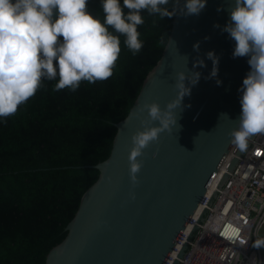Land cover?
<instances>
[{"label": "water", "instance_id": "95a60500", "mask_svg": "<svg viewBox=\"0 0 264 264\" xmlns=\"http://www.w3.org/2000/svg\"><path fill=\"white\" fill-rule=\"evenodd\" d=\"M232 6L234 0H207L199 15H175L160 61L147 75L129 115L115 126L109 156L85 166L99 171L98 180L83 196L66 239L49 252L46 264L166 263L234 146L229 134L238 128L239 89L250 66L247 56L233 58L235 41L223 31ZM210 51L219 58L215 77ZM181 71L199 72L200 78L196 84L185 81L190 94L176 110L179 130L162 132L143 150L134 187L129 177L131 137L143 130L142 120L148 116L139 109L152 102L164 109L176 98L175 78Z\"/></svg>", "mask_w": 264, "mask_h": 264}, {"label": "trees", "instance_id": "16d2710c", "mask_svg": "<svg viewBox=\"0 0 264 264\" xmlns=\"http://www.w3.org/2000/svg\"><path fill=\"white\" fill-rule=\"evenodd\" d=\"M88 9L102 19L101 0H88ZM142 15L143 48L133 55L120 35L110 78L82 81L76 91H54L59 77L45 80L14 115L0 117V264H46L66 239L100 174L85 166L107 159L115 126L129 115L169 40L175 15Z\"/></svg>", "mask_w": 264, "mask_h": 264}, {"label": "clouds", "instance_id": "9594fccd", "mask_svg": "<svg viewBox=\"0 0 264 264\" xmlns=\"http://www.w3.org/2000/svg\"><path fill=\"white\" fill-rule=\"evenodd\" d=\"M206 3L207 0H185L183 5L181 0H123L122 5L120 0H101V19L99 13L94 15L88 9V0H0V117L14 115L45 80L59 77L54 91H76L82 81L95 83L110 78L121 52L120 35L133 55L143 48L138 31V26L144 24L142 12L162 20L177 14L199 15ZM223 31L235 41L233 58L247 56L250 66L239 89L238 128L229 134L231 142L244 150L250 137L264 134V0H234L230 21ZM194 49L198 50V44ZM207 56L213 61L211 76L215 77L219 58L212 51ZM198 63L203 66L202 60ZM199 78V72H177L175 99L164 109L156 102L139 109L141 113L146 110L148 116L142 120L143 130L131 137L129 177L134 187L142 167L137 158L162 132L173 127L179 130L176 110L183 97L190 94L185 81L196 84ZM157 121L158 126L154 124ZM251 246L264 249V238L255 239ZM252 264H257L255 257Z\"/></svg>", "mask_w": 264, "mask_h": 264}, {"label": "built area", "instance_id": "2783aa9c", "mask_svg": "<svg viewBox=\"0 0 264 264\" xmlns=\"http://www.w3.org/2000/svg\"><path fill=\"white\" fill-rule=\"evenodd\" d=\"M247 143L216 171L165 264H264V250L251 246L264 238V134Z\"/></svg>", "mask_w": 264, "mask_h": 264}, {"label": "rangeland", "instance_id": "374dc122", "mask_svg": "<svg viewBox=\"0 0 264 264\" xmlns=\"http://www.w3.org/2000/svg\"><path fill=\"white\" fill-rule=\"evenodd\" d=\"M264 250V249H263Z\"/></svg>", "mask_w": 264, "mask_h": 264}]
</instances>
